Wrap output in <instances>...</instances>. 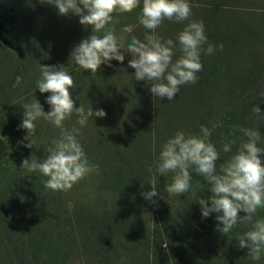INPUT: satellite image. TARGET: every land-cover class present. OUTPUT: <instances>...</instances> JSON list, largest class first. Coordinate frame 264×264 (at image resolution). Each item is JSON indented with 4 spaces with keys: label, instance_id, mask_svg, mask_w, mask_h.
Wrapping results in <instances>:
<instances>
[{
    "label": "rangeland",
    "instance_id": "374dc122",
    "mask_svg": "<svg viewBox=\"0 0 264 264\" xmlns=\"http://www.w3.org/2000/svg\"><path fill=\"white\" fill-rule=\"evenodd\" d=\"M226 1L227 0H188L193 12V16L190 19L197 21L202 20L205 22L204 29L206 33H219L224 26L227 27L228 19H225V17H232L231 20L236 22L238 20V26H235V28L238 29L242 27L245 29V27H247L246 29L250 31L249 36L251 44L246 45V42L243 41L237 44V47L239 46V51L245 49L247 52L250 47L252 49L251 53L247 54L244 51L239 54L237 50V53H232L229 50H233L230 48L234 46L233 44L228 48L226 47L225 53L221 56L220 60L216 58L215 54L214 57L202 53L201 63L203 65V70L197 73V82L195 84L181 86L180 91L173 100L169 101L166 97H155L150 91V82L135 80V69L128 68V63L124 64V62H128L131 59L129 60V58L125 57L123 64L120 63V65L115 67L114 71L118 73L115 80L122 82L121 88L127 91V87L131 82H136L138 87L135 88L133 92L130 91L133 94L132 99L128 97V94L121 99L120 106L118 103L120 99H112L109 97L110 102L112 100L116 102V104L114 103L116 109L114 106L110 105H108L107 108L105 107L106 112H108L106 116L108 119H123V126H130V128H128V130H130V136L125 137L126 132L119 128V126L122 127V125H118L116 134L119 137H115L114 140L122 143L123 147L129 149V151L133 149L135 153L132 156L138 155L146 159L147 162L145 166L148 169L147 177H151V183L157 172L156 165L159 160L162 145L170 137L174 136L177 131H183V129H188L192 126L190 123L192 116L190 112L184 109L186 108L185 106L191 104L192 107L197 110V114L199 113L202 118L204 116V121L199 120V123H201L199 129L194 130L199 134L200 126L206 125L207 119L205 115H208V117L210 115L211 121H213V118H220L221 116V118L229 120V125L231 120L234 119L238 122L235 124L237 127L239 120H237L238 117L234 114L239 108L237 105L240 99L249 98L248 100H254L262 96L261 93H264V69L256 71L253 76L247 75L245 77V82L242 83L240 87L241 91L238 89L239 83L237 85V79H235L239 65L251 63L253 57H250V55L252 54H255L254 56L258 55L259 58L256 60L261 68L264 67V40H257L254 42L251 35V33H254V30H258L259 28H262L261 30L264 31V0ZM1 4L6 6L3 12H11L12 10L9 9L16 5V8H18L21 14L24 13L23 11L27 13L36 11L34 5L37 6L40 11L39 5L42 6V10L51 5L48 3H41L37 0H0V5ZM140 6L142 7V0ZM4 13L0 14V31H2V33H0V48H2V50L4 49L3 52L13 56L14 52L12 54L6 42H9L7 38L9 36L8 33L12 32L14 27L13 23L16 24V20L13 18V12L10 14L11 23L8 20L2 19ZM27 13L24 14L27 15ZM67 17L68 18L65 19L66 23H62L60 19L61 26H59L58 22L57 24H46V19L42 22L44 29L43 32H41L47 40L60 39V41H63L64 39H62V37H66V31L68 29H75L74 32L78 38L81 39L80 42L92 34V28H89L90 26L85 27L79 23V16L69 13ZM187 22L188 21H184L181 23V26H178L179 23L165 20L159 27V29L164 32V35L159 34L157 30L155 34L158 36L160 35L162 40H167L173 37L172 35L176 32L175 28L183 29ZM249 22L254 26H251ZM205 24L208 26L206 27ZM20 29L18 30L20 31ZM142 29L144 28L142 27ZM173 29L175 32H173ZM232 29H234V27ZM144 30L146 32L148 31L146 29ZM261 33L264 34V32ZM1 34L4 35L5 40L1 37ZM79 43L77 42L76 46ZM69 44L73 46L72 40L69 41ZM7 47L9 49H7ZM204 47L206 48V46ZM178 54L181 55L179 50H177L173 57L174 61L179 57ZM226 55H228L229 58H226ZM67 57L68 53L67 55L64 53V57H61L59 60L60 66L67 68L69 74L74 72L77 73L79 76L76 77L79 79L83 77L80 73L83 75H85V73L89 74L87 80L91 82L93 77L91 71L80 69L71 58L67 60ZM244 59H247V61ZM0 61H2V56H0ZM3 64L4 62L0 63V72H2L0 79L3 81L9 79L4 82V84L12 81L11 89L13 91L9 92L10 94L8 95L10 89L7 88L3 90V93H0V214L7 219V224L4 220L0 219V251L4 250V238H2L4 232L10 231L13 235L15 232L22 230L18 229V216L14 212V206L17 204L16 199L19 200V198L23 200L21 203H24L26 197L25 193L30 192V185L35 183L36 189L40 188L37 192H41L39 195L36 191H31V193L39 196L38 201H35V204L32 203L33 209L30 215V217H32V214L34 215L35 223H32V218H30V223L27 226L30 233L26 231V236H24L25 244L31 245L30 248H32L33 251V254H31L29 258L34 257L37 261L35 264H135L133 255H137L136 253L138 251L134 253L135 250L133 251V246H129L132 242H129V239L124 233L117 235L118 229L115 227V224H124L123 226L128 229L126 215L131 217L130 232L135 222L137 230L140 231L143 229L144 233L149 236L150 244L148 248L151 256L153 235L151 236L150 233L152 234L155 225L157 223L160 224L163 220H170L172 217H176L177 220L184 211L180 209L181 203L188 204L190 211L194 210L195 206L200 205L199 203L196 204L199 183L191 176V189L187 193L177 196L166 192L167 186L173 182L175 173L169 172L166 175H160L162 176L160 180L167 177L170 181L167 180L164 182V185L159 186L160 189L156 188L158 194L152 197L151 201L146 200L142 193L151 191L152 185L150 189L142 193H139L137 189H133L132 187L129 189L121 187L118 181L111 182V184H104L105 186H103L101 185L103 178L100 171L99 173L93 172L89 174L68 191H52L45 188L44 182L47 180V177L43 176L38 171L28 173L26 169L22 168V164L25 159L36 160L38 162H42L46 159L49 155L47 149L51 146V140L59 136L60 129L55 128L51 123L41 118L36 122L37 133L36 138L33 137L34 147H26L27 149H25L23 145L18 144L16 137L21 141L28 134L27 130L19 127L24 117V108L22 105L32 102L35 98L41 103L43 110L47 113L50 111V105L46 103V98L49 94L41 93L42 95L37 96L35 93H37L39 89L29 82V78L26 74L24 75L23 69L18 68L16 70L13 66L4 68ZM112 65V67H114V64ZM103 67L106 68L109 66L107 64H102L98 72H101ZM248 76L249 80H247ZM76 77L75 79H77ZM231 80L235 81V91L231 88ZM74 81L77 82L76 80ZM88 81L86 83H88ZM28 83L33 86L28 88ZM82 91L86 93H83L84 96L82 97H84L85 100L89 97L93 103L95 102L94 98L101 100L103 97L93 95L91 91H95L94 89L87 88ZM185 94L186 100L184 102L179 100L183 99ZM123 95L124 94H122V96ZM2 97L4 100L1 99ZM141 98H147L149 104L145 107H141V103L137 101V99L140 100ZM72 99L75 102V107L79 108L81 102L78 95L76 94ZM159 99L162 100V102L160 105H157ZM195 100H197V104L193 102ZM82 104L85 108L90 106L93 112L98 110V106L96 107L95 105V107H92L87 101ZM15 106L18 108H14ZM156 107L160 108L158 113ZM76 120L77 117L73 115L70 120L65 121V127H80L76 123ZM94 121L97 125L101 124L102 126L104 124L103 118L93 116L83 129L87 132H91L95 127ZM244 122L245 124L247 122L248 125H251L253 130H258L260 133L261 129L264 131V117L253 120L245 116ZM213 125L219 126L220 123H218V120L216 122L213 121ZM91 126L93 129H91ZM106 126L107 124L102 127ZM228 127L225 132L227 136L231 135V131L228 130ZM212 129L213 127H211V130ZM148 130H150L153 137H155L152 138L150 142L147 139L146 132ZM156 130H158L157 135L160 138L166 137L167 140L163 141L156 138ZM192 132L189 130V132L185 134H192ZM214 133L216 132L212 134L214 135ZM134 135L140 137L137 138V140L140 141L139 144L135 142ZM135 145L142 150L145 149L150 157H144L143 151L141 153H136L137 148L134 147ZM17 178L23 180L13 183ZM147 184L148 181L140 183L138 186L142 187ZM113 185L115 187H112ZM23 188L26 189L24 190ZM52 192L55 194L51 195ZM54 201H56L57 204H55ZM153 201L155 202L153 203ZM167 205H169V207ZM177 208L179 211L176 213ZM81 210L84 213L88 211L90 214L91 212H100L99 215L102 219L98 218V224L94 226L90 222L91 219L89 220V218L84 217ZM159 211H163V213L160 214ZM59 214H62L61 217L64 219L57 222L56 217H60ZM11 216H13L12 220L16 221L15 223L8 220ZM67 217L68 220L66 219ZM191 219L194 221L198 220L197 225L201 224V228L204 226L203 224H205L203 222L205 218H203L199 212H197V215H192ZM35 230L37 232L36 234L31 232ZM164 232L165 231L160 228V234L164 235ZM45 234L47 237H44ZM18 237L19 236L14 235L11 240H19ZM160 239L161 248L166 250L167 242L165 237L163 236ZM4 257H7V254H4ZM16 259L18 262L15 261ZM19 260H21V257L16 256L12 258V263L20 264L21 261ZM1 261L4 263L6 262L5 258H1ZM162 261H164V259ZM170 264H172V262H170Z\"/></svg>",
    "mask_w": 264,
    "mask_h": 264
},
{
    "label": "clouds",
    "instance_id": "9594fccd",
    "mask_svg": "<svg viewBox=\"0 0 264 264\" xmlns=\"http://www.w3.org/2000/svg\"><path fill=\"white\" fill-rule=\"evenodd\" d=\"M41 3L54 5L60 15L72 13L79 16V23L85 27L91 26L92 34L83 39L71 52V60L83 70L95 73L102 64L112 67L111 61L123 64L124 54L130 53L132 58L128 68L135 69V80L151 83L150 91L158 98L173 100L180 87L195 84L197 73L203 70L201 54L212 55L216 47L209 43L205 34L204 23L190 19L193 16L188 0H142L138 24L148 30L144 39L131 36L125 43V35L133 31V25H125L116 34L114 14L132 13L141 5V0H39ZM183 23L184 28L177 33L176 41L169 38L162 40L156 35V30L165 21ZM151 34H148V33ZM179 45V58L173 60ZM207 45L205 48L204 46ZM220 50L223 45L218 46ZM40 78L36 88L41 93H50L46 103L50 111L45 113L37 99L24 103V117L19 125L27 130V135L18 144L31 148L34 145L33 136L36 122L43 118L55 128L60 129L58 137L51 140L47 149L49 155L42 162L25 159L22 168L28 173L38 171L47 177L44 186L52 191H68L76 183L89 174L99 173V165L90 163L78 137L93 116L104 118L107 114L103 109L93 112L83 104L75 107L70 89L75 88V81L63 66H40ZM264 96V93H261ZM257 116L264 115L259 106L252 108ZM73 115L80 127H65V121ZM217 125H213L215 129ZM212 130L201 125L199 134H185L177 131L163 145L156 165L160 175L175 173L173 182L167 186L168 194L187 193L191 185L189 169L202 176L210 185L211 203L198 199L201 215L207 218L211 213H217V221L223 225L218 231L227 235L239 224H251V229L243 235H238L241 249H248V257L258 261L264 254V218L254 219L257 210L264 208V160L261 154L264 149L258 146L261 133L258 130L240 128L247 137L240 143L238 150L225 163L219 166L217 161L220 153L211 142ZM28 141V143H25ZM235 141L222 146L225 153L231 152ZM152 190L142 193L146 200L151 201L157 196L156 183H151ZM155 201H153L154 203ZM244 212L246 215L240 216Z\"/></svg>",
    "mask_w": 264,
    "mask_h": 264
},
{
    "label": "trees",
    "instance_id": "16d2710c",
    "mask_svg": "<svg viewBox=\"0 0 264 264\" xmlns=\"http://www.w3.org/2000/svg\"><path fill=\"white\" fill-rule=\"evenodd\" d=\"M14 1H18V0H14ZM39 6L41 11L37 8V6L34 5V7H36V11H33L32 13L30 12L27 13L23 11L24 13H27L26 15L24 13L21 14L18 8H16V5H14L9 9L12 10L11 12L4 11L6 12L4 13L3 10L5 9L6 6L4 4L0 5V11H1L0 14L4 13L2 15V19L8 20L11 23L10 14H12L13 12V18L16 20V24L13 23L14 27L12 29V32L8 33L9 36L7 38L9 39V42H6L8 43L7 46L10 48L9 49L7 47V49L11 50L12 54L14 52V54L13 56H11L3 52L4 49L2 50V48H0V56H2V61H0V63L4 62L3 64L4 68L13 66L14 68H16V70L18 68L23 69L24 75L26 74L27 77L29 78L28 79L29 82L34 84L35 86L37 79H39L41 75L39 70L40 66H60L59 60L61 59V57H64V53L66 55L68 53L67 60H70L72 50L76 47L77 42L79 43L81 40L74 32L75 29H68L66 31V37H62V39H64L63 41H60V39H56V40L54 39L50 41L47 40L42 33L44 29L42 22L46 19V24H51V23L57 24L58 22L59 26H61L62 25L61 21L62 23H66L65 19H67L68 17L64 15H60L58 9L52 4L44 10H42L41 5ZM141 9L142 7L139 6L132 13H125L119 15L114 14V21L118 20V23H115L117 35L121 34L120 29H122L125 25L134 26L133 31L131 33L124 34L125 43H127L130 40L131 36L133 35L140 40L141 38L142 40L144 39L146 31L142 29V26L138 24V20H137L138 16L141 13ZM231 18L232 17L230 18L225 17V19H228V26L227 27L224 26V28L221 29L223 36L221 31H219V33H215V32L206 33L205 30V34L208 37L209 43L213 44L214 46H217L214 54L216 58L219 60L221 59V56L224 55L226 47L227 48L230 47L231 44L234 45L230 47L233 50H229L232 53L233 52L237 53L238 51V53L240 54L245 51V53L250 54L252 51L250 47L248 49V52L245 49L239 51V46L237 47V44H240V42L244 41L246 42L245 43L246 45L251 44L250 36H249L250 31L246 29L247 27H245V29L239 27L238 28L239 31H238V29L235 28V26H238L239 23L238 20L236 22L231 20ZM206 24L205 26L207 27L208 25ZM249 24L251 26H254L250 22ZM181 25H182L181 23L178 24V26ZM233 27L234 29H232ZM89 28H91V26ZM18 29H20V31ZM175 29L177 33L182 30L178 28ZM261 29L262 28H259L258 30H254L253 34L251 33L252 40L254 42L257 40L260 41L264 40V34L261 33L264 31ZM25 31L27 34L25 33ZM157 31L159 34L164 35V32L161 31L159 28L157 29ZM173 32H175L174 29ZM176 32L174 35H172L173 37L171 38L173 39L174 42L176 41V36H177ZM0 33H2V31H0ZM1 37L5 40L3 34H1ZM70 40H72L73 46L69 44ZM220 44L223 45L222 50H220V48L218 47ZM205 46L207 47V45ZM178 48L179 45L177 42V50ZM121 52L124 54L125 57L129 58V60L132 58L131 54L125 52L123 49L121 50ZM214 54H212V56H214ZM254 55L253 54L250 55V57H253L252 58L253 60L251 59V63L243 64V65L240 64L238 67L237 70L238 72L235 79H237V85L239 83L238 85L239 90L242 83L245 82V77L247 75L253 76L255 75L256 71L264 69V67L262 68L260 67L258 61L256 60L257 58H259L258 55L257 56ZM178 56H180V54H178ZM227 57L228 55H226V58ZM244 60L247 61V59ZM128 62H124V64ZM111 64H114V67H106V68L103 67L101 69V72L97 71L96 74L92 73V76L94 78L92 77L91 82H89L90 80L89 81L87 80L89 76V74L87 73H85V75L80 73V75L83 76V77L80 76L81 79L76 77L79 76L77 73L75 72H74L75 74L70 73L73 79L77 81L75 82V88L70 89L71 97H74L77 94L81 104L87 101L88 104L89 105L91 104L92 107H95L96 105V107L98 106L97 107L98 109H103L105 112L108 105L114 106V108L116 109V105H115L116 102H114L113 100L110 102L109 97H111L112 99H120L118 101L119 106L121 103V99L127 94L128 97L132 99L133 94L130 91L133 92V90H135V88L138 87L136 82H131L127 87V91H125L123 88H121L122 82L115 80V77H117L118 73L117 71L114 70L115 67H117V65H120V62L113 60L111 61ZM1 74L2 72H0V76ZM249 76L247 80H249ZM75 77L77 79H75ZM8 80L9 79H5L3 81L2 79H0V85H1L0 93H3V90L7 88L10 89L8 91V95L10 94L9 92L13 91L11 89L12 81H9L4 84V82ZM232 80H231L232 82L231 88L233 89V91H235V86H234L235 81ZM87 81L88 83H86ZM30 83L27 84L28 88H31L33 86L30 85ZM87 88L94 89L95 91H91L93 95L103 96L102 99L99 100L98 98H94L95 99L94 103L92 102L91 99H89V97L86 98L85 100V98L82 96H84V94L86 93H84L82 90ZM35 94H37V96L42 95L40 91H38ZM48 94L50 95V93ZM122 94L124 95L122 96ZM186 94L184 98L181 97L183 99H179V100H182L184 102L186 100L185 99ZM1 99L4 100L3 97ZM248 99L249 98L240 99L239 104L237 105L239 108L234 114L235 116L238 117L237 120H239V124L237 127L235 126V124H237L238 122H236V120L234 119L231 120L229 125V120L225 118H221V116L220 118L219 117L213 118L212 116L214 122L218 120V123H220L219 126L217 125L216 128L212 130V133L213 132L216 133H214V135L212 134L210 138V140H212L211 142L215 145L217 151L220 153V159L216 162L217 171H219V166L222 163H225L228 159H230V157L238 150L240 143L247 139V137H245L244 134L239 129L240 128L253 129L251 125L247 124V122L245 124L244 122L245 116H248L249 119H253V120H258L259 118L264 117V115L257 116L252 111L253 107L259 106L261 112L264 113V96L257 97L254 100H248ZM137 101L141 103L140 105L141 107H145L146 105L149 104L147 98H141L140 100L137 99ZM161 102L162 100L159 99L157 105H160ZM193 102L197 104V100ZM169 105L171 106L170 102ZM185 107L186 108L184 109H186L187 112H190V115L192 116L190 121L192 126L191 128L183 129V132L188 133L189 130H191V132L193 131L192 134H198V132L194 130L199 129V125L201 124L199 123V120L204 121V116L202 118L199 115V113L197 114L196 113L197 110L194 107H192L191 104H188V106ZM14 108H18V107L15 106ZM159 109H160L159 107H156L157 113ZM106 113L108 114V112ZM205 118L207 119L205 126L210 128L211 130V127H213V121L210 120L211 118L210 115L209 117L208 115H205ZM122 120L108 119V117L105 116L103 118L104 124L102 126L107 124L106 127H102L101 124L97 125L94 121V125H95L94 129L91 126V129L93 130L91 132H87L82 128L81 135L78 138L80 139V143L82 144L90 163L99 165L100 173L103 178L101 185L105 186L104 184H111V182L118 181L120 183L119 186L121 185V187H124L126 189L132 187L133 189L134 188L137 189L139 193H142L150 189L151 186V177L149 178L147 177L148 169L145 166L147 161L145 158H142L141 156L138 155L132 156L135 153L133 149L129 151V149L123 147L122 143L114 140L115 137H119L116 134L118 130L117 129L118 125H122V127L119 126V128H121L120 130L126 132L125 137L130 136L129 135L130 130H128L130 126L127 127L125 125L123 126ZM227 127L228 130L231 131V135L229 136L225 135ZM36 133L37 130L35 131L33 136L35 138H36ZM146 133L149 142L152 138H155L153 137V134L150 130H148ZM157 134H158V130H156V134H155L156 138L163 141L167 140L166 137L160 138ZM134 137H135V142L139 144L140 141L137 140V138L140 137H137L136 135H134ZM263 137H264V131H262L261 129V140L258 143V146L261 147L262 149H264ZM16 140L17 142L19 141L18 137H16ZM230 141H235V144L232 145L231 152L228 153L223 152L222 146L225 143H229ZM25 143H28V141H26ZM134 147L137 148L136 153H141L143 151L144 157L146 158L150 157L147 151H145V149L142 150L138 148L137 145H135ZM24 148L27 149L26 147ZM261 158L262 160H264V153L261 154ZM189 171L191 176L194 177L195 180L199 183L198 191H197L198 198L208 201L210 205L211 203L210 197L212 193L210 191V185L208 181H206L202 176L198 175L195 172L194 168H190ZM161 177L162 176H160L158 172L155 173V177L153 181H155L157 189H160L159 186L164 185V182L168 180L167 177L160 180ZM19 180H23V179L17 178L14 180L13 183ZM147 181H148L147 185H143L142 187L138 186V184L145 183ZM112 187L115 186L113 185ZM23 189L25 190L26 188ZM39 190L40 188L36 189V184L33 183L30 185V189H29L30 192L25 193L26 197L24 203H21V201L23 200H21L20 198L19 200L16 199L17 204L14 206L16 211L14 210V212L18 216L17 218V224L19 225L18 229H22V230L15 232L13 235L10 233V231L4 232L2 234L3 236L2 238H4V244H3L4 250L3 251L1 250L2 252L0 251V256L2 259L5 258L6 262L4 263L3 261H1L0 258V264H13L12 258H15L16 256L21 257V260H19L21 261L20 264H35L37 262L34 257L29 258V256L33 254V251L32 248H30L31 245L25 244L24 236H26V231L29 232L27 226L30 223V218H32L31 222L35 223L34 215L32 214V217H30V215L33 209L32 203L35 204V201H38L39 199V196L37 194L31 193V191H36V193H38L37 191ZM40 193L38 194L40 195ZM54 194H55L54 192L51 193V195ZM54 203L57 204L56 201H54ZM198 203L199 201L197 199L196 204ZM167 206L169 207V205ZM180 209L181 211L183 210L184 211L177 220L176 217L175 218L172 217L170 218V220H163L160 224L157 223L155 225L154 230L152 231V234L150 233L151 236L153 235V239L151 242V248H152L151 256L149 254V248H148L150 244L149 236H147L144 233L143 229L138 231L137 228L135 227V222L133 224L132 231L131 232L129 231L131 224V217L129 215H126L128 221V229L125 226H123L124 224L122 225L115 224V227L118 229L117 235H121L124 233V235L129 239V242H132L129 244V246H133L132 247L133 251L135 250L134 253L138 251L136 253L137 255H133V258L135 259V264H148V263L170 264V262H172V264H264V254H262L261 259L258 261L251 260L248 257V249L247 248L241 249L239 247V241L236 239L238 235H243L246 231L250 230L251 224L238 223L230 233L224 235L220 231H218V227H223V225L217 221L216 219V216L218 215L217 213H211L207 218L203 219V222L206 225L203 224L204 226L201 228V224L197 225L198 220L194 221L193 219H191L192 215L194 214L197 215V212L201 213L200 205L195 206L194 210L190 211L188 204L181 203ZM177 211H179L178 208L176 209V213ZM81 212L84 215V217L89 218V220L91 219L90 222L94 226L98 224L99 219H102L99 215L100 212H91V214L88 211L84 213L81 210ZM159 213L162 214L163 211H159ZM61 215L59 214L60 217H56L57 222H60L62 219H64L63 217H61ZM239 215L244 216L246 215V213L240 212ZM260 218H264V208L258 209L254 217V219H260ZM0 219L4 220L5 223L7 224V219L5 216L0 214ZM12 219L13 216H11L10 219L8 220H11L12 223H15L16 221ZM66 219L68 220V217ZM160 228L165 231L164 235L160 234ZM31 232H33L34 234L37 233L36 230ZM14 235L19 236L18 237L19 240H11ZM163 236L165 237L167 242L166 250L162 249L160 246V241H161L160 238H162ZM44 237H47V235L45 234ZM4 254H7V257H4ZM163 259L164 261H162ZM15 261L18 262L17 259Z\"/></svg>",
    "mask_w": 264,
    "mask_h": 264
}]
</instances>
